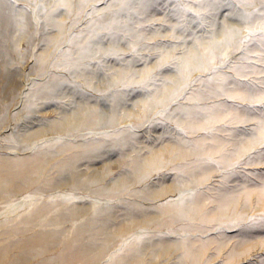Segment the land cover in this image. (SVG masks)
<instances>
[{
	"label": "rangeland",
	"instance_id": "obj_1",
	"mask_svg": "<svg viewBox=\"0 0 264 264\" xmlns=\"http://www.w3.org/2000/svg\"><path fill=\"white\" fill-rule=\"evenodd\" d=\"M5 1L0 162L44 160L0 192L1 264L88 242L104 244L91 264H264V0ZM42 231L57 235L22 263L16 242Z\"/></svg>",
	"mask_w": 264,
	"mask_h": 264
},
{
	"label": "bare ground",
	"instance_id": "obj_2",
	"mask_svg": "<svg viewBox=\"0 0 264 264\" xmlns=\"http://www.w3.org/2000/svg\"><path fill=\"white\" fill-rule=\"evenodd\" d=\"M10 23H11V15H10V13L7 12V3H6L5 0H0V65H1V62H2V57L1 56L3 54L2 53V47H1L2 43L1 42L3 40L7 39L8 36H9ZM191 58H192V55L189 57V60ZM235 92H236V90H235ZM235 92H233V93H235ZM230 93H231V91H230ZM219 109H217V111L214 112V116L215 117H220ZM95 113H96L95 110L92 109V114H95ZM211 115L212 114H210V116ZM195 123L196 124L198 123V119L193 121V124H195ZM63 127H65V126H63ZM260 128L262 130H264V121L261 122ZM168 150L176 151L177 154L183 155V154H186L188 152L189 146H187L186 144L175 143L174 142V143H170L168 145ZM195 150H196V147H195ZM160 151H161L160 148L159 149H153L152 157L149 159L150 161L146 165L149 166V165L161 162L160 161L161 160ZM192 152H193V149H192ZM43 160H44V157L42 156V154H39V153L29 155L26 158H19V159L6 158V159L2 160L0 162V192H2V193H10L11 191H13L15 189H18V188H21V187H24L27 184H29L30 182H32L34 180V178H35V174L40 170V168L42 166V163H43ZM138 170L141 172L143 170V166L138 165ZM193 172L195 173V171H193ZM200 175H201L200 173L197 174V176H200ZM194 178H195V176H194ZM262 178H263L262 183L259 185V187L257 189V192L259 194L260 199L264 198V176ZM171 186H172V184H171ZM223 198L226 199V197H223ZM262 202H264V200ZM203 203H202V196L201 195H197L193 199V205H194L193 209L195 211H201L202 207H205V206H203ZM231 203L233 204V202H230L228 204L230 205ZM228 204L226 203V205H228ZM175 206H176L175 204L169 203V204H166L164 207H162V210H163V212L164 211H168V210H171ZM191 207H192V205H191ZM227 207L229 208L230 206H227ZM218 208L219 207H217V209ZM223 208L221 207L220 209H223ZM220 209L218 211H220ZM190 210L192 211V208ZM75 211H76L75 208H73V209H71L69 211H66V212L62 213L59 218L62 219L64 217H66V216H69V215L73 214ZM46 212H47L46 207H39L36 210L35 214H36L37 217H41L42 218V217L45 216ZM194 213H192V214H194ZM228 213H229V210H228ZM211 214H209V215H211ZM214 214L216 215L217 211ZM214 214H212V215H214ZM197 215H200V214L198 213ZM202 215L204 217L205 213L202 214ZM146 216H147V214H146ZM146 216L144 215V217H146ZM133 217H135V216H132V218ZM205 218H206V216H205ZM209 218H208V220H210ZM223 218H224V216H223ZM212 219H213V217H212ZM88 226L89 225L82 226V227L78 228V230L76 232V236L77 237L81 236L85 232V230L88 228ZM56 235L57 234L55 232H53V231L52 232H50V231H42V232H40V233H38L36 235L28 236V234H27L23 238L19 239L16 242V246H18V248L21 250V252H20L21 253V262L22 263L28 262L29 256L32 253L36 252L37 250H42V251L47 250L50 247L52 238L55 237ZM110 235H111V233H110ZM112 235L114 236V234H112ZM104 241L105 240H103V243H106L108 240L105 241V242ZM173 244H176V243L175 242H171V243L170 242L169 243L166 242L165 247L166 246L171 247V246H173ZM194 244H196V243H194ZM95 245H94V243H91V242L85 243L83 245H76L74 243H67L65 249L63 251H61L58 255H56L54 257L43 258L42 261L40 262V264H77L79 262H81V264H91V262L93 260V257L98 253V251L101 248L102 249L104 248V244L101 245L100 247H97ZM186 245H189V244H187V242H186ZM205 245H206L205 242L204 243L201 242L199 245H191V246L189 245L188 248H187V252H188L189 255H192V256L197 255L200 251H204L203 248H205ZM8 246H10V245L9 244H5V245L0 247V264L6 258V253H7L6 251L8 249ZM134 259H138V254L136 252H132L128 257L123 259L119 264H128L129 262H131ZM147 263L150 264V261H148ZM178 263L179 264H182V263L185 264L184 262H182V263L178 262Z\"/></svg>",
	"mask_w": 264,
	"mask_h": 264
}]
</instances>
